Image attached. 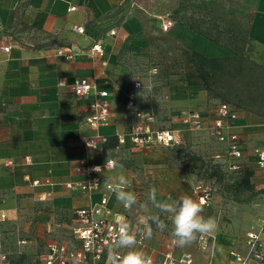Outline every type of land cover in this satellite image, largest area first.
<instances>
[{
    "label": "crops",
    "instance_id": "crops-1",
    "mask_svg": "<svg viewBox=\"0 0 264 264\" xmlns=\"http://www.w3.org/2000/svg\"><path fill=\"white\" fill-rule=\"evenodd\" d=\"M122 2L131 4L130 0H0V214L5 215L0 221V256H6L0 264H41V257L51 243L77 246L70 231L74 212L97 204L101 194L106 193L104 189L84 194L77 188H65L67 183L86 181L85 175L75 172L79 163L103 164L107 159L116 160L117 153H121L138 162L139 167L147 163L165 165L164 161L146 152L134 155L133 152L140 151L129 145L105 149L102 155L88 153L84 146L85 138L108 139L124 135L134 121L133 113L125 108V94L130 88L125 90L124 74L117 62L122 34L118 32L115 38L109 33L112 28L105 30L117 18L102 20ZM18 4L21 5L22 22L32 28L11 34L13 12ZM72 6L76 9L68 11ZM123 13L120 16H124ZM122 23L128 33L140 30L138 22H125L124 19ZM73 25L83 27L84 33L73 31ZM100 31L101 39L96 40ZM166 34L207 58L230 56L227 51L174 22ZM139 37L142 36L135 35ZM250 39L251 52L246 55L264 66V0L257 1ZM50 40L65 46L47 50L30 48ZM3 46H8L9 51L4 52ZM94 46L99 47L102 54L96 53ZM77 79H85L108 93L110 116L107 124L92 128L85 123V118L95 113L94 105L100 98L94 92L83 98L76 97L72 85ZM165 88V100L170 105L164 129L184 130L178 118L179 111L209 110L200 80L170 76ZM140 95L141 90L136 93L135 107L144 110L139 105ZM175 102L178 105L173 107ZM239 114L241 120L232 130L240 135L244 147L251 150L262 146L264 117ZM188 134L183 132V147L188 146ZM9 161L12 164L7 166ZM244 161L245 166L255 171L252 184L261 192L259 194H264L260 190L264 174L257 171L254 158L249 154ZM121 165L122 168L103 171V179L112 183L124 175L131 182L127 190L136 194L137 204L126 209L110 192L108 206L111 210L122 214L124 222L137 233L144 231L143 220L149 213L159 214L164 222L168 218L170 221L165 223L169 228L163 230L153 225L152 237L144 238L142 245H135L151 256L153 264H162L168 251L175 256L190 255L196 264H229L232 252H246L244 233L259 225L256 215H252V221L246 218L242 230L236 223L225 226L216 220V229L205 234V250L197 239L191 245L179 247L171 235L170 215L152 207L149 193L154 186L158 190V200H167L169 196L179 198L184 194L181 188L185 180L175 178L165 166L155 176H144L131 173L128 163ZM33 181H39V185H32ZM145 204L147 212L142 207ZM252 207L256 214L255 205ZM107 253L101 264H107Z\"/></svg>",
    "mask_w": 264,
    "mask_h": 264
},
{
    "label": "built area",
    "instance_id": "built-area-1",
    "mask_svg": "<svg viewBox=\"0 0 264 264\" xmlns=\"http://www.w3.org/2000/svg\"><path fill=\"white\" fill-rule=\"evenodd\" d=\"M72 6L68 11H74ZM173 26V21L163 19L160 25L162 33H168ZM72 30L83 34L84 28L73 25ZM114 32H111L113 35ZM4 52L9 51L8 46H3ZM96 52H100L99 47L94 46ZM155 70V69H154ZM142 88L139 81H135L125 94V108L133 113V123L124 135L118 136L117 147L129 145L135 150L153 149L154 147H178L183 144V132H204L208 131L210 135L224 146L223 154H215L213 158L220 160L226 158L229 162L228 168L237 172L245 166L246 155L249 154L254 158V166L257 171L264 174V136L263 145L247 150L243 145L240 135L232 129L236 128L241 116L238 111L234 110L226 104L210 106L209 110L185 109L179 111L178 118L183 125L184 130L178 129H156L152 127L153 116L135 107L136 93ZM73 93L76 97H86L91 92L96 94L100 99L95 102V113L85 118V123L92 128L105 125L109 121L110 106L106 100L108 93L104 90H98L96 85L85 80L77 79L72 85ZM264 135V134H263ZM93 141L94 149H90L84 141L85 149L88 153L102 155L105 153L104 144L106 137H89ZM107 161V160H106ZM106 161L103 164H87L79 163L75 172L85 175L86 181L82 183H67L66 189L77 188L84 194L99 192L104 189L106 193L101 194L100 200L95 205L78 209L74 212L72 225L70 228L73 240L77 242V246L71 247L65 244L51 243L47 252L41 257V264H101L103 256L112 246L119 230L121 223H124V216L115 213L108 206V193L111 191L107 187V183L102 176L103 171L113 170L106 169ZM11 161L7 162V166L11 165ZM96 167L101 169L100 172L94 171ZM32 185H39V181H33ZM264 192V185L260 189ZM207 195L200 198L203 205H207L205 201ZM128 209V208H126ZM5 219L4 214H0V221ZM206 235L199 234L197 242L202 250L207 248ZM144 237L140 235L137 238V244L142 245ZM246 252H232L229 264H256L264 263V216L259 225L250 230L245 235ZM3 262L6 260L5 255L0 256ZM162 264H196L193 263L190 255L182 254L175 256L172 251L164 254Z\"/></svg>",
    "mask_w": 264,
    "mask_h": 264
},
{
    "label": "trees",
    "instance_id": "trees-1",
    "mask_svg": "<svg viewBox=\"0 0 264 264\" xmlns=\"http://www.w3.org/2000/svg\"><path fill=\"white\" fill-rule=\"evenodd\" d=\"M154 1L130 0L148 46L156 50L151 59L157 76L165 80L175 75L185 80L198 79L209 106L226 104L245 115L264 117V66L246 55L251 52L250 29L258 0H165L178 5L171 20L230 54L223 58H207L166 33H155L156 17L147 16ZM193 4L202 13L197 9L190 11ZM125 5L122 2L102 20L117 18L114 24H121L125 17L120 15ZM20 8L18 4L13 12L11 34L32 28L22 22ZM54 46L64 47L65 44L50 40L30 48L47 50ZM117 138L106 139L104 148H116ZM238 172V187L251 189L254 169L244 166Z\"/></svg>",
    "mask_w": 264,
    "mask_h": 264
},
{
    "label": "rangeland",
    "instance_id": "rangeland-1",
    "mask_svg": "<svg viewBox=\"0 0 264 264\" xmlns=\"http://www.w3.org/2000/svg\"><path fill=\"white\" fill-rule=\"evenodd\" d=\"M177 8L178 5L168 4L165 0H156L152 3L151 10L149 14L147 13V16L156 17V22L154 23L155 33L161 32L160 25L162 20H171L172 14ZM196 9L202 13L196 4L189 7L190 11H196ZM123 15L125 22L133 21L135 24L137 23L131 4L126 3ZM123 24H113L107 29L105 28V30H111L110 28H112L114 32L112 36L115 38L120 32L122 34L117 62L124 74L125 90L131 87L133 81H139L141 86H143V89H140L141 95L139 99V105L144 109L142 111H146L154 116L152 122L153 128L155 126L157 129L167 128L168 120L165 114L169 111L167 109L170 105L165 100L167 80L158 77L156 69L153 68L154 62L151 57L156 54V50L148 46L141 27L139 32L128 33V28L123 26ZM101 33L100 31L97 34L96 40L101 39ZM126 33L128 35L124 36ZM135 35H141L142 37L135 38ZM96 53L102 54L101 51ZM176 105L178 103L175 102L173 107H176ZM187 139L188 146L186 147H183V144L171 148L157 146L153 149L133 152L134 155H141L146 152L153 158L164 161L165 165L147 163L145 167H139L138 162H134V160L128 158V155L121 153H117L115 158L118 164L122 162L128 163L130 172L135 175L155 176V174L162 172L165 166L166 169L175 175V178L185 180L184 188H181L184 193L183 195H188L196 201H201L200 198L207 195L205 199L207 205H203L202 212L205 218L211 217L215 221L219 220L225 226L233 222L241 230L245 226L247 217L252 221L254 220L252 215H256V222H260L264 216V194L258 193L259 190L252 184V179L251 189L238 187L239 172L228 168L229 162L226 161V158L223 157L220 160L213 158L217 153H224V146L219 144L208 131L191 132L188 134ZM161 168L163 170H160ZM159 186L161 187L160 184ZM254 205L257 211L256 214H253L255 211H252L254 210L252 207ZM165 221V223L170 222L169 218ZM250 228L251 226H248V229ZM250 230L244 233V237ZM165 235L168 236V233H165Z\"/></svg>",
    "mask_w": 264,
    "mask_h": 264
},
{
    "label": "clouds",
    "instance_id": "clouds-1",
    "mask_svg": "<svg viewBox=\"0 0 264 264\" xmlns=\"http://www.w3.org/2000/svg\"><path fill=\"white\" fill-rule=\"evenodd\" d=\"M85 142L90 149H94L93 141L85 138ZM106 169H115L123 167L114 159H107ZM96 172L101 169L96 167ZM130 181L120 175L115 178L112 183H107L108 189L115 194L116 200L125 208H132L137 204V196L134 192L128 191ZM158 190L152 187L149 193V201L153 208L159 210V213L169 214L171 217L172 231L171 235L174 238L173 242L179 247L191 245L198 234H206L213 232L217 225L211 217L205 218L202 215L203 202L196 201L188 195H182L179 198L173 199L171 196L167 200L161 201L157 199ZM145 211H148V206L142 205ZM145 225L144 231L137 233L132 230V226L127 223H121L118 234L108 249L107 264H153L151 256L144 251L135 247L137 243V235H142L146 239H150L153 234V225L157 229L163 230L167 227L164 220L159 214L149 213L143 220ZM122 250H124L122 252Z\"/></svg>",
    "mask_w": 264,
    "mask_h": 264
}]
</instances>
